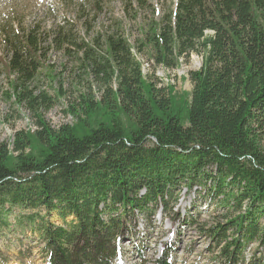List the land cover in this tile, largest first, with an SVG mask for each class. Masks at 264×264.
Wrapping results in <instances>:
<instances>
[{
	"label": "trees",
	"instance_id": "1",
	"mask_svg": "<svg viewBox=\"0 0 264 264\" xmlns=\"http://www.w3.org/2000/svg\"><path fill=\"white\" fill-rule=\"evenodd\" d=\"M143 33L139 51L157 67L202 55L191 92L148 79L118 32L90 43L70 21L50 31L3 28L6 96L38 127L17 131L12 145L0 142V231L18 209L16 227L38 236L46 264H120L131 217L155 216L161 206L173 219L185 188L211 182L214 198L238 212L208 230L225 264H264V252L249 261L244 254L255 243L264 251V0H177ZM52 50L82 54L102 88L98 97L77 81L67 108L74 122L58 129L46 113L67 91L60 84L52 94L40 80L58 79L46 62ZM152 264H172L167 245Z\"/></svg>",
	"mask_w": 264,
	"mask_h": 264
},
{
	"label": "rangeland",
	"instance_id": "2",
	"mask_svg": "<svg viewBox=\"0 0 264 264\" xmlns=\"http://www.w3.org/2000/svg\"><path fill=\"white\" fill-rule=\"evenodd\" d=\"M177 0H0V33L9 24L23 32L33 26L41 31H50L66 21L77 24L79 38L92 43L94 37L103 31L118 32L133 46L134 55L143 66L145 76L157 81L159 87L172 86L176 93L191 92L194 88L190 72L199 70L203 64L201 54L194 53L189 61H183L175 69L157 67L149 59V54L139 51V40L153 20H162L175 9ZM139 2H144L139 7ZM100 6L99 15L93 5ZM84 8V9H83ZM81 10L85 14L80 17ZM82 18V19H81ZM0 55L9 56L0 36ZM81 55H69L62 51L48 52L46 62L54 66L58 75L56 83L40 76L41 85L53 94L63 84L67 97H63L46 119L51 126L59 128L72 124L74 117L67 112L68 104L78 95L75 83L80 79L87 86L92 84L93 92L99 97L102 92L100 82L94 80L92 68L85 70ZM45 70H43V73ZM39 76V75H38ZM53 85V86H52ZM52 86V87H51ZM8 80L0 71V142L14 143L17 131L36 129L37 119L26 107L18 106L6 96ZM83 92L82 85L78 88ZM75 94L73 97L72 95ZM207 186H195L191 191L185 188L175 207V217H166L160 206L157 214L146 216L137 213L130 219V226L120 240V264H152L160 256L166 245L170 249L172 264H225L221 247H217L208 230L218 224H226L236 211L228 210L214 198ZM21 214L16 209L10 215L11 226L0 231V264H46L42 258L38 236L32 232H22L16 227L15 216ZM50 219L62 224L58 215ZM232 236L233 231L228 232ZM257 249L259 251H257ZM263 248L250 244L245 250V260L263 256Z\"/></svg>",
	"mask_w": 264,
	"mask_h": 264
}]
</instances>
